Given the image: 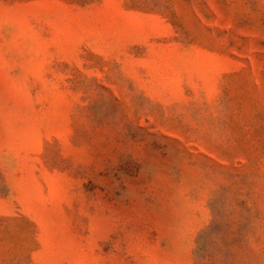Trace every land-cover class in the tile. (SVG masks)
I'll list each match as a JSON object with an SVG mask.
<instances>
[{"label":"rangeland","instance_id":"obj_1","mask_svg":"<svg viewBox=\"0 0 264 264\" xmlns=\"http://www.w3.org/2000/svg\"><path fill=\"white\" fill-rule=\"evenodd\" d=\"M0 264H264V0H0Z\"/></svg>","mask_w":264,"mask_h":264}]
</instances>
